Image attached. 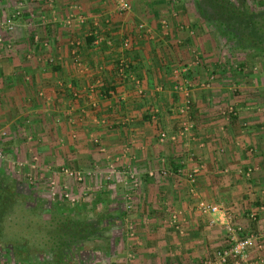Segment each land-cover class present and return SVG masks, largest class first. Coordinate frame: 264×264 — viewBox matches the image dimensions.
<instances>
[{
	"label": "crops",
	"instance_id": "obj_1",
	"mask_svg": "<svg viewBox=\"0 0 264 264\" xmlns=\"http://www.w3.org/2000/svg\"><path fill=\"white\" fill-rule=\"evenodd\" d=\"M116 1H25L0 42V126L23 130L21 138L29 132L38 150L59 148L61 163L77 168L93 163L100 170L107 160L135 168L139 183L130 190L122 191L116 177L91 192L98 211L92 217L106 215L102 237L90 240L99 242L96 258L214 260L226 244L225 215L259 235L246 264L257 256L264 264V60L227 58V42L192 0H127L126 11ZM15 2L0 0V14ZM119 60L126 63L122 73ZM182 84L192 122L183 133ZM125 191L131 198L123 207ZM198 199L217 203L221 220L201 213ZM6 259L0 253V264Z\"/></svg>",
	"mask_w": 264,
	"mask_h": 264
},
{
	"label": "trees",
	"instance_id": "obj_2",
	"mask_svg": "<svg viewBox=\"0 0 264 264\" xmlns=\"http://www.w3.org/2000/svg\"><path fill=\"white\" fill-rule=\"evenodd\" d=\"M192 3L197 14L211 21L231 46L264 51V7L249 9L246 0H192ZM2 173L0 243L11 245V259L27 262L32 253L40 252V261L45 264H81L82 244L101 235L105 225L100 221L106 215L91 217L79 207L64 206L58 201L51 203L47 213L40 214L35 211L36 194L31 189L16 188L12 179L8 184L2 182L8 179Z\"/></svg>",
	"mask_w": 264,
	"mask_h": 264
},
{
	"label": "rangeland",
	"instance_id": "obj_3",
	"mask_svg": "<svg viewBox=\"0 0 264 264\" xmlns=\"http://www.w3.org/2000/svg\"><path fill=\"white\" fill-rule=\"evenodd\" d=\"M257 2L258 0H246V5L249 9L260 8ZM160 24L161 28L165 29L167 23L164 20H161ZM212 26L214 27L213 23ZM141 27H143V25ZM222 44H224V42ZM224 48L225 54H227L226 57L233 62L240 61V59H243V61H245V59L250 60V58L252 57L255 60L256 56L258 57L257 60H260L261 63L264 60V51L253 52V50L233 47L229 43L224 44ZM254 60L252 59L250 61ZM239 70H241V68ZM21 131L23 130L19 129L18 131H8V129L2 128L0 126V171H2V174L8 177V179L4 178L2 182H7L8 184L12 179L16 188H20L21 190L31 189L37 197V201L34 200L36 207L35 211H38L40 214L47 213L48 207L52 202L55 201H58L59 203H61V205L74 206L75 208L78 207L77 205H79V207L85 212V214L89 216L91 215V217L92 214L97 213L98 211H95V207L97 208V201L95 203H92V200L94 198V194L91 193L92 190L99 187H105L116 177H120V175H117V172L122 168V164H114L112 163V161L107 160L105 161L102 169L99 170L94 169L93 163L84 167L85 169L81 167L77 168L68 163H64L63 161L61 163L60 158L62 157V153L59 148L56 147L55 149H52V152H48L43 148L41 150H38V144H36V142H28V140H30V138L28 137L30 134L29 132L24 133L22 138L20 137V135L18 136V133H21ZM31 135L33 136V134ZM15 137L21 139L14 141L13 138ZM109 163H112L115 168V171L112 173H109L108 170ZM61 167H67L69 170L73 171L79 170L81 173V178L77 179L74 175L63 173ZM121 178L123 177L121 176ZM121 178L119 179L120 187L122 188L121 190L124 191V186L122 184ZM122 197L123 198L121 204L123 203L124 207L128 205V200L131 197L124 199L123 194ZM101 201L103 202V200ZM102 202H100L99 204H101ZM130 230L131 233H135L134 228H131ZM119 231L120 234H124V227H121ZM106 233L107 229L106 231H104L103 235L106 236ZM97 243L99 242L89 240L85 241L82 244V247L79 250V257H81L83 262L81 264H112L109 259H104V261H102V259H99V257H95L97 255H95V250H97L98 248ZM102 243H106L108 247L110 245V241L108 243L107 241L103 240ZM126 244L124 245L127 246ZM117 247L118 246H113L114 251L117 250ZM129 247L127 248L129 250H132ZM11 250L12 248L10 244L0 243V253L1 255H4V257L6 256L8 258L6 260L13 261L19 264H34V254H36V259L41 260L42 258L40 252H35L32 253L31 261L28 260L26 262L21 260H13L11 259ZM129 250H126L127 253L125 252L126 254L124 253L122 255L130 256V254H128L130 253ZM128 261L129 260L126 257L124 264H128ZM3 262H5V260H3ZM154 264H156L155 261Z\"/></svg>",
	"mask_w": 264,
	"mask_h": 264
},
{
	"label": "built area",
	"instance_id": "obj_4",
	"mask_svg": "<svg viewBox=\"0 0 264 264\" xmlns=\"http://www.w3.org/2000/svg\"><path fill=\"white\" fill-rule=\"evenodd\" d=\"M26 0H16L15 4L13 5L10 12H6L5 14H0V42L2 41V36L5 31H10L14 26L13 19L16 16L21 15L22 8L24 7V3ZM116 8L119 11H126L130 8V4L127 0H117L116 1ZM166 25V24H165ZM138 27H141L142 24L138 23ZM117 70L119 73H122V71L126 68V63L123 60H119L117 63ZM176 88H178L182 95V100L180 105L178 106V112L181 113V119H180V127L179 131L183 133L182 131H185L189 129V127L192 126V122L190 121L189 111H190V98L188 93V87L186 85H176ZM164 132L159 133V137H163ZM93 141L97 143L99 150H104L103 147L99 145V141L97 137L93 138ZM109 173H112L115 171L114 165L112 163H109L108 165ZM63 173H66L68 175H74L77 179L81 178V173L79 170H69L67 167H61ZM198 166L195 165L192 169V172L195 173L197 171ZM118 171V170H117ZM168 169L161 168L159 172L161 174L167 173ZM152 172L149 171V174ZM117 175L122 176L121 178L122 184L124 186V190H130L131 187H135L139 181L137 179V173L135 168L130 165H124L118 172ZM193 174L188 173V179L189 181H193ZM125 198H129L130 194L125 191ZM197 209L201 213H217L218 215V221L221 220L219 217V214H223L221 207L217 203H212L209 201H206L204 199H198L196 203ZM250 217H253V213L249 214ZM215 220V219H214ZM222 224L224 231L226 233V244L222 248H218L214 252V260L210 259H201L198 261H195L191 264H226L229 261L232 264H246L248 263L251 249L258 246V238L259 235L255 233L250 228L245 229L242 224L238 222H234L231 220V218H228L224 215V218L222 221H220ZM132 226H128L129 229H131ZM253 261L254 264L262 263V257L257 256L255 257ZM4 264H19L15 263L13 261L5 260Z\"/></svg>",
	"mask_w": 264,
	"mask_h": 264
},
{
	"label": "flooded vegetation",
	"instance_id": "obj_5",
	"mask_svg": "<svg viewBox=\"0 0 264 264\" xmlns=\"http://www.w3.org/2000/svg\"><path fill=\"white\" fill-rule=\"evenodd\" d=\"M0 195H2V194H0Z\"/></svg>",
	"mask_w": 264,
	"mask_h": 264
}]
</instances>
